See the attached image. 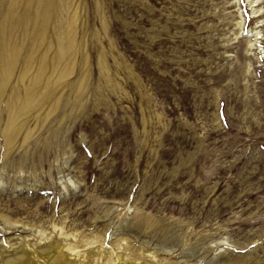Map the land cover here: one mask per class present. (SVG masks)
Wrapping results in <instances>:
<instances>
[{
    "label": "rangeland",
    "instance_id": "rangeland-1",
    "mask_svg": "<svg viewBox=\"0 0 264 264\" xmlns=\"http://www.w3.org/2000/svg\"><path fill=\"white\" fill-rule=\"evenodd\" d=\"M67 4L15 28L0 0V256L264 264V0Z\"/></svg>",
    "mask_w": 264,
    "mask_h": 264
},
{
    "label": "bare ground",
    "instance_id": "bare-ground-1",
    "mask_svg": "<svg viewBox=\"0 0 264 264\" xmlns=\"http://www.w3.org/2000/svg\"><path fill=\"white\" fill-rule=\"evenodd\" d=\"M67 1L68 0H42L40 4L36 3L35 4V0H10V5H9V9L13 10L14 12L12 13L13 16H14V21H15V28L21 26V24H23L24 22L26 23H29V22H32V23H35L36 21L35 18L32 16V12L36 13V14H39V17H40V24L44 27L46 23H48L49 21V15H51V13L54 11V10H57V12L60 10H63V8H65V10L67 11L68 9V4H67ZM64 10V11H65ZM8 13H9V10H8ZM71 22H69L68 20V17L67 16H59L58 17V27L55 26V33L54 35H56L57 38V50L55 51L54 55H53V58H52V61L50 60L49 62L51 63H55L56 60H68V55H69V52H70V49L68 51V47H70V43L69 41L67 40V37H69V30L71 28ZM27 25V24H26ZM34 25V24H33ZM41 26L42 30L41 32H38L37 34H35V38L38 39V41H41L45 38L44 34H43V30H46V29H43V27ZM10 28V27H9ZM51 33V32H50ZM49 33V34H50ZM3 34V33H2ZM53 34V33H52ZM1 37V36H0ZM12 39L13 42H15V35L14 36H11L10 37ZM70 38V37H69ZM55 40V38H54ZM70 40V39H69ZM11 41V40H10ZM72 41V40H71ZM51 43V41H50ZM43 44V42H42ZM49 44V43H48ZM56 44V43H55ZM72 44V43H71ZM50 45V44H49ZM48 46V45H47ZM46 47V46H45ZM44 47V48H45ZM50 47V46H49ZM52 47V45H51ZM46 50L48 51V49L46 48ZM16 53V50L15 48L12 46V43L10 44H7L5 43V41L2 39L0 40V67L6 63H8V60L11 61L12 60V55H15ZM44 54V53H43ZM43 57V56H42ZM39 68H44V66L46 67V61L44 59H42V61H39ZM60 62V61H59ZM50 63V64H51ZM58 63V62H57ZM63 64V63H62ZM70 64V63H69ZM52 65V64H51ZM50 65V67H51ZM58 65V64H56ZM29 66V65H28ZM25 67V66H24ZM23 67V68H24ZM38 67V66H37ZM57 68V66H55ZM53 68V67H52ZM55 68V69H56ZM7 69V68H6ZM48 69V68H47ZM54 69V68H53ZM54 69V70H55ZM38 70V68H37ZM46 70V69H45ZM52 70V71H54ZM47 71V70H46ZM59 71V70H58ZM24 72V71H23ZM42 73H45V72H42ZM61 73V72H60ZM52 74V72H51ZM57 74H59L57 72ZM56 74V75H57ZM41 75L43 74H40V77ZM50 75V74H49ZM48 75V76H49ZM55 75V76H56ZM5 76V75H4ZM47 76V77H48ZM60 76V74H59ZM42 78V77H41ZM51 78V77H50ZM49 78V79H50ZM55 78V77H54ZM53 78V79H54ZM39 76L38 77H35L34 78V81L35 80H39ZM56 79V78H55ZM54 79V80H55ZM54 80L52 82H54ZM42 81V80H41ZM47 81V80H45ZM36 82V81H35ZM34 82V83H35ZM29 83V81L27 82V84ZM40 82H38L39 84ZM42 83V82H41ZM45 83V82H44ZM46 84V83H45ZM34 85V84H32ZM30 85V86H32ZM37 85V84H35ZM34 85V87H35ZM55 85V84H53ZM30 86L28 87H25V92L23 94V99H21V103L19 104L18 107H21V106H25L26 104H29L30 103V99H32V95L36 92L34 91V93L31 92L32 89H30ZM41 86V85H40ZM33 87V86H32ZM38 87V85H37ZM48 87V86H47ZM39 88V87H38ZM43 88V87H42ZM41 88V89H42ZM52 88V87H50ZM37 89V88H36ZM39 90V89H38ZM43 90V89H42ZM41 90V91H42ZM45 91L48 90L47 88L44 89ZM51 90V89H49ZM78 90V89H77ZM52 91V90H51ZM50 91V93H51ZM15 92V91H14ZM18 93V92H17ZM48 93V96L49 94ZM43 94V92H42ZM37 95V94H36ZM34 96V95H33ZM42 96V95H41ZM47 96V95H45ZM36 98V96H35ZM34 101V100H33ZM55 102V101H54ZM30 105V104H29ZM55 105V104H54ZM26 108V107H25ZM24 110H27L25 109ZM23 111V110H22ZM16 113V112H15ZM15 113L13 112V114L10 116V119H9V126L12 124L13 122V116L15 117ZM10 115V113H9ZM14 127L12 125V128H10L9 130H12ZM10 137V136H9ZM60 241V240H59ZM58 242V241H57ZM74 242V241H73ZM77 242V241H76ZM59 243V242H58ZM62 243V242H61ZM69 243V242H68ZM72 243V242H71ZM78 244L77 243H74V244H69L67 246V249H73L75 246H77ZM38 246V245H37ZM61 246V244H60ZM60 246H58L56 243L53 244L51 242L49 243H46L42 246H40L39 248L33 250V252L31 253L32 257H30L26 251L24 250H20L19 252H16L14 254H10V255H3V256H0V264H73L69 261H67L65 259V257L63 256L62 254V250H60ZM62 247V246H61ZM131 247V246H130ZM129 247V248H130ZM136 251L133 250V253H132V257L134 256L135 257V253ZM3 254V253H2ZM130 255V254H129ZM80 256V255H79ZM137 256V254H136ZM42 260V261H38V260ZM75 262V261H74ZM239 262V261H238ZM232 263V262H231ZM160 264V263H158ZM221 264V263H220ZM223 264V263H222ZM236 264V263H234ZM247 264V263H246Z\"/></svg>",
    "mask_w": 264,
    "mask_h": 264
}]
</instances>
